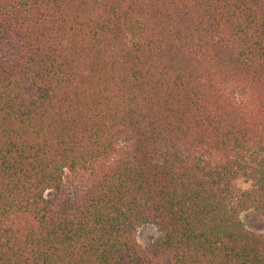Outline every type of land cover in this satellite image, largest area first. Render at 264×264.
I'll use <instances>...</instances> for the list:
<instances>
[{
    "label": "trees",
    "instance_id": "obj_1",
    "mask_svg": "<svg viewBox=\"0 0 264 264\" xmlns=\"http://www.w3.org/2000/svg\"><path fill=\"white\" fill-rule=\"evenodd\" d=\"M249 209L264 0H0V264H264Z\"/></svg>",
    "mask_w": 264,
    "mask_h": 264
},
{
    "label": "rangeland",
    "instance_id": "obj_2",
    "mask_svg": "<svg viewBox=\"0 0 264 264\" xmlns=\"http://www.w3.org/2000/svg\"><path fill=\"white\" fill-rule=\"evenodd\" d=\"M237 187L245 188L248 186L247 182L238 180L236 182ZM240 219L244 226L252 231L263 232L264 231V219L258 213L252 209L243 211L240 214ZM156 235V228L151 224H146L139 227L135 232V239L139 244H146L151 241Z\"/></svg>",
    "mask_w": 264,
    "mask_h": 264
}]
</instances>
